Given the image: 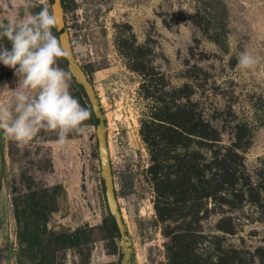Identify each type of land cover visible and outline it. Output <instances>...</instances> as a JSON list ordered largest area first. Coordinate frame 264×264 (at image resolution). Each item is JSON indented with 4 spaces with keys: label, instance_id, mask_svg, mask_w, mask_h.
<instances>
[{
    "label": "rangeland",
    "instance_id": "rangeland-1",
    "mask_svg": "<svg viewBox=\"0 0 264 264\" xmlns=\"http://www.w3.org/2000/svg\"><path fill=\"white\" fill-rule=\"evenodd\" d=\"M62 1L71 47L106 117L137 264H264V0ZM244 51L261 62L241 69ZM57 63L91 116L64 146L42 130L21 151L0 134V264H38L32 235L77 229L81 248L50 245L52 264H117L121 239L110 226L93 112L63 57ZM18 81L0 63V89ZM185 152L202 155L215 180L186 205L178 184L175 193L156 188L161 173L184 170L176 157ZM54 187L44 230L28 195Z\"/></svg>",
    "mask_w": 264,
    "mask_h": 264
},
{
    "label": "clouds",
    "instance_id": "clouds-1",
    "mask_svg": "<svg viewBox=\"0 0 264 264\" xmlns=\"http://www.w3.org/2000/svg\"><path fill=\"white\" fill-rule=\"evenodd\" d=\"M0 16H6L0 21V63L19 77L15 90L7 84L0 89V98L10 97L0 99V134L21 151L42 130L55 132L56 143L66 145L70 133L85 132L91 113L71 95L70 74L58 66V59L66 56L53 32L59 30L58 18L47 0H0ZM5 39L10 47L3 44ZM75 43L77 49L82 47ZM261 59L244 51L238 67L252 69Z\"/></svg>",
    "mask_w": 264,
    "mask_h": 264
},
{
    "label": "trees",
    "instance_id": "trees-1",
    "mask_svg": "<svg viewBox=\"0 0 264 264\" xmlns=\"http://www.w3.org/2000/svg\"><path fill=\"white\" fill-rule=\"evenodd\" d=\"M51 2V11L55 13V9L57 7L63 14V20L65 22V7L62 0H50ZM66 24V22H65ZM57 34V30L54 29ZM7 46L10 47L8 41ZM173 130V129H172ZM175 135L181 140H185L179 132L174 130ZM189 147L187 143H185L184 148ZM178 161L177 166H182L184 170L175 171L172 173L176 175L175 179H171L170 175L167 173H161L160 179L156 183V188L158 192L165 186L170 189V193H175V185L178 184L181 194V201H185V205L188 204V201H192V197L203 196L207 193V190H210L214 187V177L213 174L210 173V165L204 160L202 155H198L195 153H187L185 152L183 155H179L176 157ZM207 172H209L207 174ZM58 187H54L53 189L48 188H40L39 190L31 191L28 195V199L31 202L28 208L31 209V214L36 217V225L38 228L46 230V224L49 219V215L52 211L55 210V198L54 195L57 191ZM16 218L20 223V218L22 211L16 206L15 208ZM21 213V214H20ZM110 226L115 233V237H119L116 232V225L109 216ZM84 235V231L82 229H77L73 233L70 234H54L51 233L52 239H42L40 235V231H37L34 235H32L31 240L28 241V245L30 248L37 247L38 253H40V259L38 264H52V259L50 258V245L54 244L57 246L67 245L74 246L78 249L81 248L84 243V239L82 237ZM85 236V235H84ZM88 237V236H87ZM47 241H50L47 243ZM88 242V241H87Z\"/></svg>",
    "mask_w": 264,
    "mask_h": 264
},
{
    "label": "water",
    "instance_id": "water-1",
    "mask_svg": "<svg viewBox=\"0 0 264 264\" xmlns=\"http://www.w3.org/2000/svg\"><path fill=\"white\" fill-rule=\"evenodd\" d=\"M56 17L59 20V30H57V37L62 43L66 56L63 57L65 64L71 73L75 82L80 89L85 93L91 110L94 116V125L96 129V144L98 151V158L100 162V169L102 175L103 190L106 198V203L109 210V215L116 225L117 233L121 239L119 250V261L117 264H137L132 249V239L129 234L127 225L124 221L122 211L116 196L114 176L112 170L109 142H108V126L103 108L94 91L93 85L89 80L86 72L79 64L73 49L71 47L67 27L63 20V14L57 7L55 9Z\"/></svg>",
    "mask_w": 264,
    "mask_h": 264
},
{
    "label": "flooded vegetation",
    "instance_id": "flooded-vegetation-1",
    "mask_svg": "<svg viewBox=\"0 0 264 264\" xmlns=\"http://www.w3.org/2000/svg\"><path fill=\"white\" fill-rule=\"evenodd\" d=\"M49 1V5L51 6V2H50V0H48Z\"/></svg>",
    "mask_w": 264,
    "mask_h": 264
},
{
    "label": "bare ground",
    "instance_id": "bare-ground-1",
    "mask_svg": "<svg viewBox=\"0 0 264 264\" xmlns=\"http://www.w3.org/2000/svg\"><path fill=\"white\" fill-rule=\"evenodd\" d=\"M69 189V188H68ZM73 191V190H72ZM72 191H70V192H72ZM69 192V191H68ZM69 195H70V193H69Z\"/></svg>",
    "mask_w": 264,
    "mask_h": 264
}]
</instances>
